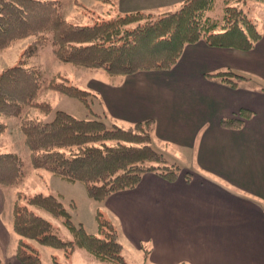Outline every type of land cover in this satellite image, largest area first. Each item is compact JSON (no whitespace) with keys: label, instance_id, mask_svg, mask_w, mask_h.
<instances>
[{"label":"trees","instance_id":"obj_1","mask_svg":"<svg viewBox=\"0 0 264 264\" xmlns=\"http://www.w3.org/2000/svg\"><path fill=\"white\" fill-rule=\"evenodd\" d=\"M111 3L116 0H96ZM264 0H184L175 11L155 14L135 11L88 26L75 25L60 11L59 0H0V51L14 42L31 40L13 66L0 71V116L20 118V131L30 152V164L69 184L84 186L96 202L113 193L132 189L141 177L158 173L168 181L178 175L172 164L151 146L152 123L123 128L108 125L101 116L78 119L38 101L43 73L32 60L37 52L51 48L61 63L88 70H104L110 77L139 72L172 70L188 45L204 42L212 48L249 51L261 39L248 17V3ZM223 5L221 18L212 13ZM210 77L236 88L243 76L227 71ZM47 89L76 99L89 107L95 97L65 77H55ZM26 107L41 112L22 118ZM90 109V108H89ZM53 115L46 121V117ZM252 112L241 109L232 118L221 119L225 128H240ZM7 125L0 121V135ZM24 163L14 152H0V187H15L24 177ZM185 176L189 178L190 173ZM73 203L60 196L16 193L12 230L19 238L15 256L20 264H44L28 242L60 250L68 258L85 250L101 264H125L123 246L114 226L97 212V235L72 222ZM53 264H61L53 258ZM0 264H4L0 257Z\"/></svg>","mask_w":264,"mask_h":264},{"label":"crops","instance_id":"obj_2","mask_svg":"<svg viewBox=\"0 0 264 264\" xmlns=\"http://www.w3.org/2000/svg\"><path fill=\"white\" fill-rule=\"evenodd\" d=\"M154 1L180 6L184 0ZM150 2L111 5L117 15L157 8ZM259 33L249 51L198 42L186 46L170 71L92 80L86 87L95 95L96 116L123 128L151 121L152 147L180 170L173 181L146 173L136 187L93 201L94 216L99 212L116 229L125 264H264V32ZM227 71L247 80L231 88L210 77ZM241 109L252 117L240 128L220 125ZM10 188L0 187V257L4 264H20L12 230L17 192Z\"/></svg>","mask_w":264,"mask_h":264},{"label":"rangeland","instance_id":"obj_3","mask_svg":"<svg viewBox=\"0 0 264 264\" xmlns=\"http://www.w3.org/2000/svg\"><path fill=\"white\" fill-rule=\"evenodd\" d=\"M59 1L60 11L64 19L79 26L93 25L101 21L102 18H113L116 16L115 13H117L116 11L118 10L117 7L113 9L111 3L109 4L96 0ZM149 4H154L157 8L150 5L148 6L149 8L142 11L162 14L179 8V6L173 5L166 6L164 1L151 0ZM123 7L125 6L123 5ZM247 7L249 19L256 24L260 32H264V4L250 2ZM222 10L223 5L219 3L216 10L212 13V16L216 17V19L221 18ZM30 41L31 40L14 42L6 50L0 51V71L15 65L19 60L23 49H25ZM32 62L37 65L43 73L44 85L38 94L37 100L39 102L47 101L53 105L54 111H64L78 119H93V117L96 116L92 113V111L97 108V103L93 100L89 102V107H87L79 100L64 97L48 90L46 85L56 76H62L69 79L71 84L86 89L92 80H111V77L104 70H88L74 65L61 63L53 56L50 47H46L41 51L39 50ZM37 115L43 117L38 110L26 107L21 119L33 118ZM52 117V114L47 116L46 121L51 120ZM102 119L108 125L115 124L121 127V124H116L111 120L104 118ZM0 121L7 125V130L0 135V152H14L20 156L24 163V177L22 178V181L17 186L11 187L7 190H13L15 193L21 192L26 196H33L38 193L43 195H61L62 201L66 206L70 203H74L76 206L75 211L71 213L72 222L76 225L82 224L86 232L97 235V223L95 221L94 210L92 209H96L98 203L93 202L87 197L84 186L79 183L71 185L45 170L34 169L30 164V152L24 143V137L20 131V118L16 119L0 116ZM34 247L38 249L40 259L44 264H53L52 256H55L56 262L61 264H99L85 250H77L72 256L67 258L60 250L36 244H34ZM123 257L125 258L124 255ZM129 264L137 263L129 262Z\"/></svg>","mask_w":264,"mask_h":264}]
</instances>
